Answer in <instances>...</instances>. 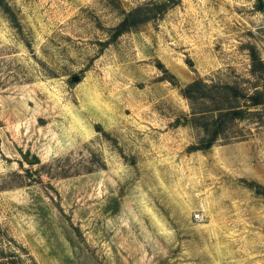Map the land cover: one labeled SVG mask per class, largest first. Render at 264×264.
Returning a JSON list of instances; mask_svg holds the SVG:
<instances>
[{
  "label": "rangeland",
  "instance_id": "rangeland-1",
  "mask_svg": "<svg viewBox=\"0 0 264 264\" xmlns=\"http://www.w3.org/2000/svg\"><path fill=\"white\" fill-rule=\"evenodd\" d=\"M150 1L0 6V249L27 264H264V106L205 148L244 109L223 87L264 89V0H180L112 39Z\"/></svg>",
  "mask_w": 264,
  "mask_h": 264
},
{
  "label": "trees",
  "instance_id": "trees-1",
  "mask_svg": "<svg viewBox=\"0 0 264 264\" xmlns=\"http://www.w3.org/2000/svg\"><path fill=\"white\" fill-rule=\"evenodd\" d=\"M179 1L180 0H154L144 3L136 9L125 13L122 21L113 30L112 39L118 38L132 28L137 27L145 22L158 19L170 8L176 6ZM0 6L4 12H9V7L4 4L3 0H0ZM251 61L253 63V73L259 71L256 69H262V71L264 70V64L255 55L252 56ZM203 87H205V84L201 80L194 81L183 90V95L186 98L191 99L194 88L197 89ZM223 88L227 93H232L230 94L231 97L235 99L237 97H241V99L244 101V109H238L236 107L226 111H223V108L216 109L218 115L213 120L214 130L205 148H209L216 141L220 131L222 130L223 124L225 123L223 119L231 121L240 120L244 117L245 113H250L248 112L249 109L257 110L264 106V89L262 91L256 89L253 90L251 94H242L241 96H238V91L236 88L230 86H224ZM185 122L186 120L184 119L181 124L184 125ZM203 127L205 131H207V126L205 125ZM35 163H38L37 160H35ZM20 251L23 253H15L5 248L0 249V264H27V259L30 260L28 253L25 252L24 249H21Z\"/></svg>",
  "mask_w": 264,
  "mask_h": 264
},
{
  "label": "water",
  "instance_id": "water-1",
  "mask_svg": "<svg viewBox=\"0 0 264 264\" xmlns=\"http://www.w3.org/2000/svg\"><path fill=\"white\" fill-rule=\"evenodd\" d=\"M78 80H79L78 77L72 78V81L78 82ZM29 163L35 164V160H31V161H29Z\"/></svg>",
  "mask_w": 264,
  "mask_h": 264
}]
</instances>
